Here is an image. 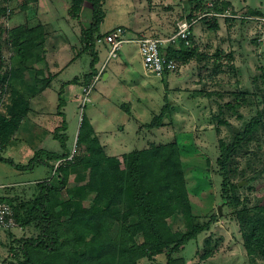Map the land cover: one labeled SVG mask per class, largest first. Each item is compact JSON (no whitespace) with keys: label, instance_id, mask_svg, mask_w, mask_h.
I'll return each instance as SVG.
<instances>
[{"label":"rangeland","instance_id":"rangeland-1","mask_svg":"<svg viewBox=\"0 0 264 264\" xmlns=\"http://www.w3.org/2000/svg\"><path fill=\"white\" fill-rule=\"evenodd\" d=\"M42 1L46 7V14H43L53 21L50 28L62 30L52 32L57 46L68 39L74 47L70 46V55L66 59L74 57L76 60L61 74L64 81L70 80V83H63L64 88L61 83H56V89H50L44 97L30 101V113L36 111L46 129L40 128L43 130L38 131L23 124L8 145L0 149V156L9 160L0 158V198L7 194H22L25 190L31 193L36 182L52 177L54 168L49 164L35 163L34 159L39 155L44 157V151L65 150L55 137L57 132L68 137L67 149L75 154L79 150L76 142L81 120L85 116L91 121L107 157L120 159L124 153L146 148L152 143H179L188 164L189 190L194 205L201 214H218V220L209 231L184 247L181 254L187 264H264L261 254L244 246L241 222L232 216L231 209L221 197L222 177L217 172L220 140L231 142L233 131L237 129L241 133L257 111L264 109V82L257 77L264 67V41L253 42L255 37L258 39L263 35V25L257 20L227 21L219 17L220 29L214 31L200 20L193 37L200 50L209 53L208 67L198 70L197 61L192 60L181 67L186 68L182 73L178 70L157 77L145 74L135 43H125L118 56L111 59H108L110 45L98 41V38L94 48L85 47L84 29L90 27L92 21L89 3L85 4L82 14L75 17L69 13L72 0ZM199 1L200 5L207 6L213 2ZM229 1L235 6L232 7L234 9H259L264 15V0ZM191 7L190 0H105V17L95 37L118 26L127 28L130 38L142 33L153 36L152 31L161 30L171 34L178 28V21L186 18ZM208 10L206 7L195 11V16ZM19 13L17 17H20ZM31 13L35 15V11ZM43 14L40 12L39 16ZM3 40L0 41L1 71L8 70L6 60H9L7 44L2 43ZM231 53L232 57L229 56ZM95 56L100 59L99 69L106 63L105 72H110L111 76L104 79L102 75L96 81L92 79L91 101L82 106L84 88L90 84L85 82L84 77L91 71ZM218 64H221L220 71L216 70ZM74 78L79 79L71 82ZM233 90H243L247 94L244 98L238 97L232 94ZM10 100L11 93L7 90L0 112L6 111L5 106ZM235 102H241V105L235 111L227 110L226 104ZM167 104L169 108L162 114V108ZM220 106L223 110H220ZM61 109L64 111L62 118L59 113ZM47 114L51 117L48 128L45 125ZM34 116L28 115L29 118ZM157 116L162 124L151 127ZM262 122L254 138L239 152L232 167L233 181L242 183L238 192L242 199L249 197L250 206L259 200L264 203V174H259L257 181H248L251 175L260 173L263 165V162L256 160L252 164L253 169H250L248 159L257 154V158L264 161V117ZM65 123L66 130L63 128ZM50 125L55 128L49 130ZM244 170L245 175L242 174ZM57 200L58 197L54 195L53 202ZM220 205L222 214L218 210ZM254 214L255 211L252 212ZM168 221L174 229H184L182 218H169ZM247 221L245 217L243 224H247ZM33 232V227L0 229V255L4 258L11 256V246L15 241ZM208 237L212 238V245L208 244ZM211 249L208 256H202ZM161 262L163 264L164 260Z\"/></svg>","mask_w":264,"mask_h":264},{"label":"trees","instance_id":"trees-1","mask_svg":"<svg viewBox=\"0 0 264 264\" xmlns=\"http://www.w3.org/2000/svg\"><path fill=\"white\" fill-rule=\"evenodd\" d=\"M7 2L0 0V6ZM87 3L92 8V21L90 27L84 29L83 41L86 48H94L96 38L103 36L98 33L95 37V34L105 17V0H72L69 13L80 16ZM212 3L207 6L200 5L199 0H190L192 7L186 18L194 17L195 11L206 7L208 11L222 12L233 6L229 0H213ZM242 11L264 17L259 9L245 7ZM201 20L214 31H219V17L204 16ZM194 30L195 27L193 34ZM3 32L0 26V41ZM256 38L254 43L258 41ZM10 41L14 51L11 68L2 71L0 68V107L5 92L11 93L6 111L0 112V149L8 145L30 114L29 91L37 85L38 90L46 88L53 78L52 74L46 77L44 69L38 66L45 63L47 32L43 24H22L13 28ZM166 54L177 61L179 69L196 60L198 70H203L208 67L210 58L209 53L200 50L195 37L191 46L181 44L177 49L170 45ZM229 56L232 57L233 53ZM97 62L95 56L91 71L84 77L86 83L92 82L98 73ZM220 66L217 65V71L221 70ZM32 70L35 73L30 76L35 82L29 84L27 76ZM261 70L257 77L264 82V67ZM232 94L244 98L247 92L233 90ZM240 105L241 102H235L226 104V107L235 111ZM167 108L169 104L162 108V114ZM220 110H223L222 106ZM263 117L264 109H260L241 133L233 131L231 142L220 140L217 172L222 177L221 197L231 209L232 216L241 222L244 246L264 257V203L259 200L250 206L249 197L241 198L238 192L240 183L232 178L236 157L254 138ZM160 122L158 118L150 126L162 124ZM63 128L66 130V123ZM55 137L65 150L62 153L44 151V157L39 155L33 161L52 166L53 176L36 182L31 193L25 190L22 194H7L0 198L12 205L20 228L33 227L35 231L15 241L11 246L12 255L6 257L8 264H143L144 260L149 261L147 264H161L163 260V264H187L181 254L184 247L209 231L218 220V214H201L194 205L189 190L188 164L177 141L152 143L146 148L126 152L120 159L107 157L91 121L85 116L76 142L79 150L75 154L68 151L65 134L57 132ZM60 159L64 162L55 169L54 162ZM256 160L263 165L260 173L248 178L249 182L257 181L258 175L264 174V161L257 158V154L248 159L249 168L253 169ZM242 174L245 175V170ZM54 195L58 197L55 203ZM245 217L248 218L247 224H243ZM169 218H182L184 229H174ZM207 242L212 245V238L208 237ZM211 252L212 249L202 256Z\"/></svg>","mask_w":264,"mask_h":264},{"label":"built area","instance_id":"built-area-1","mask_svg":"<svg viewBox=\"0 0 264 264\" xmlns=\"http://www.w3.org/2000/svg\"><path fill=\"white\" fill-rule=\"evenodd\" d=\"M210 3L209 6H212ZM13 14V7L11 0H8L3 6H0V26L3 28L2 43L7 44V52L9 55V60L7 61V69L11 68V57L14 51L11 48V35L13 30V25L11 22ZM208 15H215L222 18H248L249 20L259 21L261 26L262 36L258 37V42L264 41V17L256 15H247L243 11H235L232 7L226 8L222 12L207 11L204 14H199L192 18H184L178 21V28L175 33L167 37H155L152 35H146L144 33L137 37L130 38L128 36V29L123 26H118L114 30L103 34L102 37L98 38L100 42H106L110 45V50L108 54V59L118 56V52L122 49L125 43H135L139 48V53L142 58L143 68L145 74L150 76L154 75L157 77H164L168 72H176L179 69L178 63L174 58H170L166 54V49L173 45L175 48H179L181 44L186 47L191 46L193 43V29L199 23L201 18ZM261 44V43H260ZM9 46V47H8ZM106 63L99 69L98 73L94 76L93 81L98 80L102 77ZM93 84L90 83L84 88L85 95L82 106H85L91 101L90 93ZM64 160H57L55 169L60 166ZM2 186L0 185V188ZM18 227V223L15 219L14 209L12 205L6 201L0 199V229H12ZM0 264H8L6 258L0 255Z\"/></svg>","mask_w":264,"mask_h":264},{"label":"crops","instance_id":"crops-1","mask_svg":"<svg viewBox=\"0 0 264 264\" xmlns=\"http://www.w3.org/2000/svg\"><path fill=\"white\" fill-rule=\"evenodd\" d=\"M24 1L26 2V0H11V4L13 5V14H12V18H11V22L13 25V28H17L19 25H38V24H43L46 28V32H47V42H46V53H45V63H41L38 64L40 69H44L45 72V76L48 77L50 74L53 75L52 81L49 85H47L46 88L42 89V90H38L37 88H39V86L37 85V87L34 88L33 91H29V100L32 101L34 99H36L37 97H44L46 93H48V90H54L56 89V83H61L62 87L64 88V84L63 83H69L70 80H65L64 81V77L61 76V74L64 72L65 68L68 67L72 62H74L76 60V58L74 57H70L71 59H66L69 54V50H70V46L74 47L71 45V43L68 42V39L61 43L59 46H57L56 41L54 39V36L52 35V32L54 31L55 33L57 31H60L61 28H56V29H52L50 28V25H52V20L51 19H47L45 16L46 14V7L43 6V1L42 0H29L28 3H24ZM48 1V0H47ZM53 2V0H50V2ZM233 5V4H232ZM54 9V6H52ZM228 7H235L233 6H228ZM245 9V8H244ZM235 10L241 12L243 9L241 8H235ZM20 12L19 15L20 17H17V12ZM35 11V15H33L31 12ZM43 14V16H39V14ZM32 14V15H31ZM36 16V17H35ZM220 21V20H219ZM89 28V27H88ZM85 29H87L85 27ZM62 32V30H61ZM154 35H156V37H167L169 36L166 32H162L161 31H152ZM195 32V30H194ZM69 58V57H68ZM98 62H99V57L97 56ZM142 59V58H141ZM98 62L96 64V67L98 68L99 71V66H98ZM126 63L129 65V60L126 59ZM44 64H46V68L44 67ZM143 64V63H142ZM183 69V70H182ZM184 69L186 68H181L180 69V73H182L184 71ZM106 70H104L103 73V77L104 79H107L111 76L110 72H105ZM34 70L30 71V73H28V83H34V79L32 78ZM182 74H180L181 76ZM60 85V84H59ZM56 87V88H55ZM51 89V90H50ZM59 113L61 114L60 117L62 118V115L64 116V111L61 109L59 111ZM30 114H34L35 116L33 118H29L27 117V120L24 121L22 123V125L24 124L25 126H29V129H38V131H42L45 127L42 125V121L41 119H39L38 114L36 113V111L30 113ZM46 127L48 126V123L51 121V117L47 114L46 116ZM64 120V117H63ZM93 121V119H92ZM40 128H43L42 130H40ZM48 128V127H47ZM49 130L54 129V125H50ZM46 129V128H45ZM44 132L46 133L47 131L44 130ZM48 133V132H47ZM39 137V136H38ZM40 137H41V133H40ZM43 140V139H41ZM53 152H58V153H62L59 151H53Z\"/></svg>","mask_w":264,"mask_h":264},{"label":"water","instance_id":"water-1","mask_svg":"<svg viewBox=\"0 0 264 264\" xmlns=\"http://www.w3.org/2000/svg\"><path fill=\"white\" fill-rule=\"evenodd\" d=\"M236 132L237 133H239V131L236 129ZM242 183H240V185H241ZM218 210H219V214H222V206L220 205L219 206V208H218Z\"/></svg>","mask_w":264,"mask_h":264}]
</instances>
